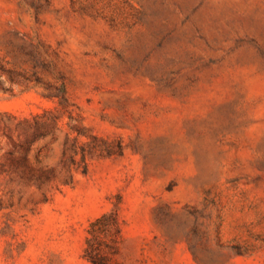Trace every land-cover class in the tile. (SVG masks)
Returning a JSON list of instances; mask_svg holds the SVG:
<instances>
[{"label":"rangeland","instance_id":"374dc122","mask_svg":"<svg viewBox=\"0 0 264 264\" xmlns=\"http://www.w3.org/2000/svg\"><path fill=\"white\" fill-rule=\"evenodd\" d=\"M264 264V0H0V264Z\"/></svg>","mask_w":264,"mask_h":264},{"label":"trees","instance_id":"16d2710c","mask_svg":"<svg viewBox=\"0 0 264 264\" xmlns=\"http://www.w3.org/2000/svg\"><path fill=\"white\" fill-rule=\"evenodd\" d=\"M90 258H91L92 264H98V261L94 259V257H90Z\"/></svg>","mask_w":264,"mask_h":264}]
</instances>
